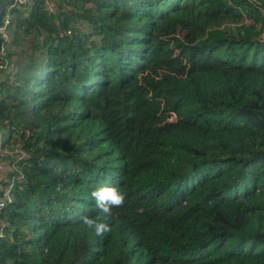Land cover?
Masks as SVG:
<instances>
[{"label":"trees","instance_id":"trees-1","mask_svg":"<svg viewBox=\"0 0 264 264\" xmlns=\"http://www.w3.org/2000/svg\"><path fill=\"white\" fill-rule=\"evenodd\" d=\"M51 3L10 11L0 262L264 264V0ZM103 186L126 202L101 237Z\"/></svg>","mask_w":264,"mask_h":264},{"label":"built area","instance_id":"built-area-1","mask_svg":"<svg viewBox=\"0 0 264 264\" xmlns=\"http://www.w3.org/2000/svg\"><path fill=\"white\" fill-rule=\"evenodd\" d=\"M8 1L6 14H4L2 21H0V70L4 71H8L12 66L9 63L10 58L8 59V57H14V55H8L13 49L11 42L13 36H10L13 13L10 11L13 8L21 9L18 7H23L30 11L34 3V0ZM46 2L49 9L53 10L51 0H46ZM13 133L7 143H2L3 133L0 129V214L4 207L13 200L11 188L14 187L15 183H19L25 179V174L19 161L26 155V151L22 147L21 142L15 141ZM4 225L5 222L0 219V237L4 235ZM0 264L2 263L0 262Z\"/></svg>","mask_w":264,"mask_h":264},{"label":"clouds","instance_id":"clouds-1","mask_svg":"<svg viewBox=\"0 0 264 264\" xmlns=\"http://www.w3.org/2000/svg\"><path fill=\"white\" fill-rule=\"evenodd\" d=\"M91 197L96 202V208L101 215L96 217L84 216L81 218L83 225L92 230L96 236H104L112 231L111 226L107 223L106 217L112 215V209L122 207L126 202V194L113 186H103L91 192Z\"/></svg>","mask_w":264,"mask_h":264},{"label":"rangeland","instance_id":"rangeland-1","mask_svg":"<svg viewBox=\"0 0 264 264\" xmlns=\"http://www.w3.org/2000/svg\"><path fill=\"white\" fill-rule=\"evenodd\" d=\"M6 0H0V14L3 11L4 5ZM182 31H179V34H181ZM12 46L16 47L17 49H24L23 44L25 43L21 37L18 38L17 41L14 40V38H11ZM5 47V46H4ZM11 54V52L8 53V55ZM11 144V143H10Z\"/></svg>","mask_w":264,"mask_h":264}]
</instances>
